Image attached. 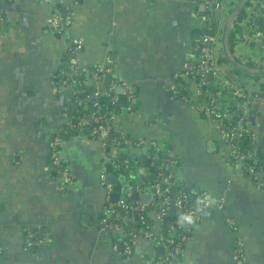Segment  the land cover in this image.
Segmentation results:
<instances>
[{
	"label": "crops",
	"instance_id": "obj_1",
	"mask_svg": "<svg viewBox=\"0 0 264 264\" xmlns=\"http://www.w3.org/2000/svg\"><path fill=\"white\" fill-rule=\"evenodd\" d=\"M240 1L223 0L211 10V0H0V264L163 260L156 242L140 239L131 255H121L101 232L107 195L101 174L112 153L100 141L85 143L76 135L63 140L57 156L71 178L57 173L53 138L63 131L72 90L56 76L70 63L83 70L112 66L123 97L130 96L123 104L131 110L117 119L126 137L165 142L173 183L224 199L223 207L213 205L189 222L184 252L171 264H235L238 239L244 264H264V186L230 159L215 122L200 108L196 82L186 76L172 88L175 73L200 58L209 15L220 36L214 49L226 56L224 34L234 29L230 16ZM54 8L72 17L64 33L47 25ZM73 37L84 46L74 58L68 52ZM257 40L243 33L233 50L228 42L231 55L249 69L264 56ZM219 65L236 80L229 60ZM255 112L253 148L264 153V95ZM147 158L140 155L138 163L146 165ZM140 169L127 171V190L149 172ZM118 182L121 189L120 177Z\"/></svg>",
	"mask_w": 264,
	"mask_h": 264
},
{
	"label": "built area",
	"instance_id": "obj_2",
	"mask_svg": "<svg viewBox=\"0 0 264 264\" xmlns=\"http://www.w3.org/2000/svg\"><path fill=\"white\" fill-rule=\"evenodd\" d=\"M42 1L52 3V0ZM222 4L223 0H211L210 9L216 10ZM262 8H264V0H251L250 11L247 12V16L240 25L244 27V34L251 35L255 40L258 39L257 41L261 43L260 49L264 50V29L260 30V25L256 23V18L260 15L258 11ZM71 18V16L61 13L60 9L54 8L47 18V25L56 33L61 34L70 26ZM0 20H2V17H0ZM211 22L212 18L209 15L205 27L206 31L202 35L200 58L186 70L175 73L172 88L176 90L181 79L186 76L189 77L192 72L200 69V81H195L202 94L200 108L215 122L223 141L229 148L232 162L240 166L259 187H262L264 186V159L260 160L256 156L255 149L249 154H244L236 145L237 139L242 134L252 132L253 122L247 119V115L254 114L256 101L261 97L260 85L250 80H246L245 83L243 82L240 85L236 80H230L225 76L219 65L218 54L214 49V45L220 41V36L216 25H211ZM213 28H215L214 31H212ZM70 40L68 52L74 58L83 49V40L75 37ZM234 58L236 59V57ZM255 62L258 64L253 65L250 69L264 70V66L261 65L264 62V56H258L254 64ZM79 70L83 69L76 63H70L65 65L57 74L66 79L65 85L76 96L78 93L84 94L85 89L80 87V84L92 89L87 94L85 101L72 97L70 106L76 107L79 104L84 112L83 114H76L68 107L62 113L64 119L62 133L76 130V133L71 134V136L76 135L85 143L98 140L105 151L112 153V157L107 159L109 165L101 174V181L107 188V195L100 230L109 239H111V234L119 235L123 239L121 244L114 243L111 239L113 249L121 255H131L138 241L146 239L158 243L163 248V260L157 264H171L184 252V244L187 239V232H189V222L200 219L205 210L213 205L223 207L224 199L213 200L205 191L193 194L187 190V187L173 183L172 170L166 164L169 155L166 154L167 146L165 142L157 139L150 141H144L143 139L131 140L126 137L119 127L118 113L109 115V122H107L105 114L89 111L90 108L99 107L98 101L94 100L102 96L109 97L111 104L114 106L123 97V93L119 94L116 91L117 87L121 85L120 82H108L106 80L107 75H116L112 66L102 68L98 66L95 71H92V69L84 70L85 78L82 82H76L75 75H78ZM208 76L214 78L216 89L203 87V85L208 84ZM127 96L129 95L124 97ZM90 102L93 103L90 104ZM124 109L131 110V107L124 106L119 113L123 112ZM240 113L243 116L238 120L239 122L234 124L233 127H229L227 124L239 116ZM58 134L53 138L52 158L55 165H57V173L65 181H69L71 178L70 173L62 167L57 156L58 149L63 142L60 132ZM140 155L160 160L158 168L160 179L147 182L143 178V187L136 185L132 189L118 192V200L114 202L112 200L113 186L106 183L107 173L113 172L119 177L128 175L127 171H130L133 161L139 158ZM247 158L253 160L252 165L248 166L246 164ZM142 191L152 194L149 202L145 203L134 198L135 193H142ZM135 216L138 217V224H141L140 228L129 226L134 221ZM227 223L231 226L234 225L230 218H227ZM234 255L236 258L235 264H244V245L239 239L235 244Z\"/></svg>",
	"mask_w": 264,
	"mask_h": 264
},
{
	"label": "trees",
	"instance_id": "obj_3",
	"mask_svg": "<svg viewBox=\"0 0 264 264\" xmlns=\"http://www.w3.org/2000/svg\"><path fill=\"white\" fill-rule=\"evenodd\" d=\"M250 4H251V1H248L246 7L249 6ZM258 12L260 15L258 18H256V23L260 25V30H261V29H264V8L260 9ZM246 16H247V13H246L245 8H243L237 15V18L235 20L234 29L231 30L230 35H229V44H230L231 50H233L234 45L236 44V41L238 39V36L244 33V27H242L240 25V23L242 22V20ZM211 23H212L211 25H213V26L215 25L214 20ZM249 26H251V24H249ZM214 30H215V28H213L212 31H214ZM218 61L219 62H225V61L227 62L228 58L226 56L222 55L221 57H218ZM62 68H64V66ZM96 69H97V67H94V68H92V71H95ZM232 69H233V73L235 75V79H236L237 83L242 85V83L243 82L245 83L246 80H250V79L255 80V82L259 83V85H260V96L264 95V75L252 74V73L244 71L238 67H235L234 65H233ZM84 74H85L84 70H79L78 75H75V81L76 82H82V80L85 78ZM200 78H201L200 69L195 70L189 76V79L194 80L196 82L200 81ZM106 80L108 82H112V81L118 82V78L116 77V75H112V76L107 75ZM56 81L65 84L66 79L57 75ZM80 87L85 89L84 94L78 93L77 96L72 94V97H77L78 99L85 101L87 94H89L92 89H91V87H88V86L83 85V84H80ZM203 87H205L206 89H212V90L216 89L217 86L214 83V78H212L211 76H208V84L203 85ZM94 101H98L99 107L90 108L89 111L90 112H99V113L105 114L106 118H107V122H109V120H108L109 115H111L112 113H119L121 108L126 105V104H123L121 102V98L119 99L118 103L115 106L111 104L109 97H103L102 96L99 99L94 100ZM92 103L93 102H90V104H92ZM70 108H71L70 110L76 114H83V112H84V111H82V106L79 104L76 107L70 106ZM255 115H256V112L254 111L253 115H247V119H249L253 122L255 119ZM242 116H243L242 113H240L239 116H237L233 121L229 122L227 125L229 127H233L234 124L239 122L238 120H240ZM75 133H76V130L70 131L67 133H60V135H61L63 140H67L71 136V134H75ZM253 137H254V135L252 132H247V133L242 134L237 139L236 145L238 146V149L240 151H242L244 154H249L250 152H253V150H254V148H253ZM256 156L260 160L264 159V153H262L260 150H257V149H256ZM147 159H146V163H145L146 165L145 166L148 167L149 172L146 175H144L143 178L147 182L152 181L154 179H160V176H159L160 171L158 170V168L160 166V160L159 159H152V158H147ZM252 161L253 160H250V158H247L246 164L248 166L252 165ZM137 166H139V163H136V159H135V161H133L132 166L130 168L136 169ZM127 168L129 169L128 166H127ZM173 189H174V187H173ZM187 190L189 192L193 193L192 189L188 188ZM137 221H138V217L135 216L134 221L131 224H129V226L132 228H140L141 224L140 223L138 224ZM111 239H112V242H114V243L121 244L123 242V239H121V237L119 235H116V234H111Z\"/></svg>",
	"mask_w": 264,
	"mask_h": 264
},
{
	"label": "water",
	"instance_id": "obj_4",
	"mask_svg": "<svg viewBox=\"0 0 264 264\" xmlns=\"http://www.w3.org/2000/svg\"><path fill=\"white\" fill-rule=\"evenodd\" d=\"M249 0H241L240 3L233 9L232 13H231V16H230V19L232 20H236L237 18V15L238 13L245 7V5L247 4ZM221 8V6L219 7ZM228 32H229V29L226 30V33L224 34V50H225V55L226 57L228 58V60L235 66V67H238L244 71H247L249 73H252V74H261V75H264V70H252V69H249L243 65H241L240 63L237 62V60L231 55L230 53V49H229V36H228ZM120 86L117 87L116 91L117 93L119 94H122L124 92V85L123 83L120 82ZM121 102L122 103H125L126 102V99L125 97H122L121 98ZM150 162V161H149ZM140 167H136V169H139ZM119 177L116 173H107L106 175V183L108 184H111L113 186V191H114V194L112 196V200L114 202H116L118 200V192L120 190V185H119ZM136 185H139L140 187H143L144 186V183L141 182L139 183L138 181H135L134 182V186ZM151 193H148L147 191L144 192V193H135L134 195V198L135 199H141L143 202L147 203L150 201V198H151Z\"/></svg>",
	"mask_w": 264,
	"mask_h": 264
},
{
	"label": "rangeland",
	"instance_id": "obj_5",
	"mask_svg": "<svg viewBox=\"0 0 264 264\" xmlns=\"http://www.w3.org/2000/svg\"><path fill=\"white\" fill-rule=\"evenodd\" d=\"M216 46H219V44H217ZM257 64H258V63L255 62L254 65H257ZM261 65L264 66V62H262ZM250 81L255 82V80H252V79H250ZM196 86H197V85H196ZM138 161H139V160L136 159V163H138ZM139 165H140V164H139ZM144 166H145V165H142V166L140 165V167H141L140 170H142V168H143ZM131 170H133V173L135 172V169L132 168V169H130V171H131ZM138 172H139V170H136V173H137V174H138ZM141 177H143V176H141ZM123 178H126V176H123V175L120 176V182H121V189L119 190L120 193H121V192H124V190H127V188H126L125 185L123 184V180H124Z\"/></svg>",
	"mask_w": 264,
	"mask_h": 264
}]
</instances>
